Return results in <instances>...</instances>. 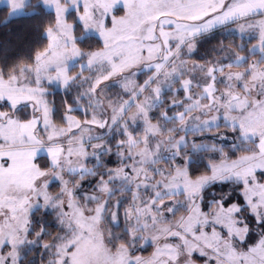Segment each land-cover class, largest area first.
<instances>
[{"label":"snow or ice","instance_id":"6c2138e0","mask_svg":"<svg viewBox=\"0 0 264 264\" xmlns=\"http://www.w3.org/2000/svg\"><path fill=\"white\" fill-rule=\"evenodd\" d=\"M0 16V264H264V0Z\"/></svg>","mask_w":264,"mask_h":264},{"label":"trees","instance_id":"16d2710c","mask_svg":"<svg viewBox=\"0 0 264 264\" xmlns=\"http://www.w3.org/2000/svg\"><path fill=\"white\" fill-rule=\"evenodd\" d=\"M29 21L26 19L13 20L7 25L3 23V17L0 16V42L10 40L15 42L17 37H22L25 33Z\"/></svg>","mask_w":264,"mask_h":264}]
</instances>
